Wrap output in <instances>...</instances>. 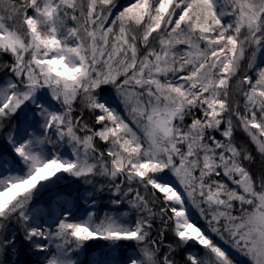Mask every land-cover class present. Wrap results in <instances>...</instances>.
Masks as SVG:
<instances>
[{"label":"snow or ice","instance_id":"snow-or-ice-1","mask_svg":"<svg viewBox=\"0 0 264 264\" xmlns=\"http://www.w3.org/2000/svg\"><path fill=\"white\" fill-rule=\"evenodd\" d=\"M0 264H264V0H0Z\"/></svg>","mask_w":264,"mask_h":264},{"label":"trees","instance_id":"trees-1","mask_svg":"<svg viewBox=\"0 0 264 264\" xmlns=\"http://www.w3.org/2000/svg\"><path fill=\"white\" fill-rule=\"evenodd\" d=\"M88 254H89V253H88ZM88 254H86L85 260L87 259V257H88L87 255H88Z\"/></svg>","mask_w":264,"mask_h":264},{"label":"rangeland","instance_id":"rangeland-1","mask_svg":"<svg viewBox=\"0 0 264 264\" xmlns=\"http://www.w3.org/2000/svg\"><path fill=\"white\" fill-rule=\"evenodd\" d=\"M88 255H90V253H89ZM88 255H87V256H88ZM85 257H86V256H85Z\"/></svg>","mask_w":264,"mask_h":264}]
</instances>
